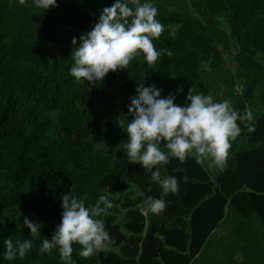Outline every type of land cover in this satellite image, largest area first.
<instances>
[{"label":"trees","instance_id":"trees-1","mask_svg":"<svg viewBox=\"0 0 264 264\" xmlns=\"http://www.w3.org/2000/svg\"><path fill=\"white\" fill-rule=\"evenodd\" d=\"M115 2L57 0L46 11L34 0H0V264H65L58 249L39 252L62 221L63 194H86L91 206L109 191H123L124 181L143 196L124 203L122 224L111 214L98 217L119 251L84 258L74 244V264H192L199 253L203 264H264V115L252 132L238 121L242 132L223 170L194 157L184 164L170 158L160 171L178 180L179 191L168 194L142 165L128 162L129 137L122 128L133 119L128 107L140 81L175 101L186 99L193 87L204 94L216 90L226 73L221 47L232 42L244 78L232 106L243 115L257 86L264 99V73L255 61L264 53V0H141L157 7L164 26L152 41L156 50L172 55L162 51L152 67L140 56L95 86L78 83L70 74L73 51ZM160 148L168 152L165 143ZM149 197L167 206L159 215L149 210L147 224L138 206ZM173 210L177 217H167ZM25 217L39 222L40 235L23 259L5 260L6 239H31ZM217 228L228 233L219 238L212 234ZM239 253L242 261L233 258Z\"/></svg>","mask_w":264,"mask_h":264},{"label":"clouds","instance_id":"clouds-1","mask_svg":"<svg viewBox=\"0 0 264 264\" xmlns=\"http://www.w3.org/2000/svg\"><path fill=\"white\" fill-rule=\"evenodd\" d=\"M25 3L26 0H19L20 5ZM34 4L47 11L57 6V0H34ZM157 15L156 6L150 2L141 3V0H116L111 7H105L94 28L80 37L82 43L73 51L71 76L78 83L87 81L95 86L109 72L127 69L137 57L143 56L148 66L152 67L162 51L171 56L170 50L157 51L152 42L164 31V26L156 19ZM72 43L77 44L75 37ZM135 91L137 95L131 98L128 107L133 119L122 127L129 137L124 149L128 162L140 164L150 172L164 194L179 191L178 180L173 176H162L160 171V167L167 165L170 158L184 164L189 157H194L198 163L208 161V167L223 170L227 166L232 142L242 132L238 121L252 119L250 110L241 115L231 101L214 102L211 95L197 93L195 87L189 89L186 97L190 101L188 106L177 105L173 94L162 97V89L155 85L145 87L144 80L140 81ZM182 91L178 89V92ZM245 126L249 132L254 131L251 125ZM161 143H165L167 153L160 148ZM184 179L186 182L187 177ZM61 199L62 221L51 239L41 242L40 254H51L53 249H58L65 264H74V244L81 246L79 255L84 258L108 251L113 241L104 221L98 219L113 207L108 196L101 195L91 206H86V194L81 198L69 192L63 194ZM145 204L156 215L167 206L163 199L151 197ZM23 225L30 229L31 239L16 240L15 244L11 238L6 239L5 260L23 259L33 247L34 239L39 237V222L34 223L25 217Z\"/></svg>","mask_w":264,"mask_h":264},{"label":"rangeland","instance_id":"rangeland-1","mask_svg":"<svg viewBox=\"0 0 264 264\" xmlns=\"http://www.w3.org/2000/svg\"><path fill=\"white\" fill-rule=\"evenodd\" d=\"M169 8L171 10H174L172 6H169ZM191 11L195 13L193 8H191ZM200 17L202 18V20L205 19L204 16ZM220 21L224 30L230 33V27L227 18L225 16H221ZM237 52V46L234 42H232L228 48H225L223 46L221 47L223 71H226V73H223L224 76L220 80L218 87L219 89L217 88L214 91H209L208 93H205V95H211L213 97L214 102L216 99H227L231 101L232 104L241 95V88L244 85V78L241 76L242 69L239 65V62L237 61ZM255 61L259 64V69L264 73V53H257L255 55ZM175 103L180 106H188L190 104V101L184 99L180 101H175ZM247 110L251 111L252 119L250 121H246L245 123L253 127L257 123V121L262 117V115H264V99L261 95L258 86L254 89L253 94H251L250 97L246 99L243 115L246 113ZM50 117L55 118L53 114H51ZM242 140L244 147H247V137H244ZM124 184L126 187L123 191H117L114 193L110 191L108 192V196L111 199L113 207L108 209L106 213L114 215L117 218V222L119 224L123 223L124 216L127 211V209L123 206L124 203L128 200L135 201L137 198L143 196V192L132 182L124 181ZM141 209H143L144 211L146 207H143ZM230 226L232 228V225ZM231 228L229 227L228 230H230ZM109 249L113 251H119L118 247H113L112 245H110ZM233 258L236 261H242L243 255L242 253H239Z\"/></svg>","mask_w":264,"mask_h":264},{"label":"crops","instance_id":"crops-1","mask_svg":"<svg viewBox=\"0 0 264 264\" xmlns=\"http://www.w3.org/2000/svg\"><path fill=\"white\" fill-rule=\"evenodd\" d=\"M138 211L141 212L146 218H147V224H148V219H149V209L148 206L146 204H140L138 206ZM143 207H146V209L143 211ZM167 217L169 218H176L177 217V212L173 211H169L167 214ZM185 219L188 221L189 220V216H186ZM228 233L227 230H225L224 228H217L216 230H214L212 232V234L216 235L217 237L221 238V236L226 235ZM192 264H203V262H201V253H199L197 256H195L193 258Z\"/></svg>","mask_w":264,"mask_h":264}]
</instances>
